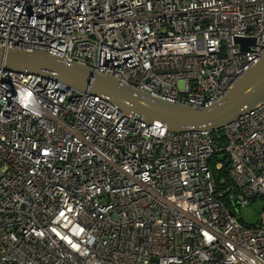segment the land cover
I'll list each match as a JSON object with an SVG mask.
<instances>
[{"label":"built area","instance_id":"obj_1","mask_svg":"<svg viewBox=\"0 0 264 264\" xmlns=\"http://www.w3.org/2000/svg\"><path fill=\"white\" fill-rule=\"evenodd\" d=\"M0 48L210 106L264 55V0H0ZM258 198L264 101L221 130L170 132L0 68V264H264V212L236 216Z\"/></svg>","mask_w":264,"mask_h":264},{"label":"water","instance_id":"obj_2","mask_svg":"<svg viewBox=\"0 0 264 264\" xmlns=\"http://www.w3.org/2000/svg\"><path fill=\"white\" fill-rule=\"evenodd\" d=\"M243 49L254 44L252 38H237ZM0 68L31 73L57 81L67 88L106 96L123 113L134 112L151 124L163 123L170 132L221 130L240 115L264 101V55L210 106L192 107L151 96L121 84L117 77L103 75L92 68L67 62L44 52L0 48Z\"/></svg>","mask_w":264,"mask_h":264},{"label":"trees","instance_id":"obj_3","mask_svg":"<svg viewBox=\"0 0 264 264\" xmlns=\"http://www.w3.org/2000/svg\"><path fill=\"white\" fill-rule=\"evenodd\" d=\"M217 162H221L220 168L216 167ZM210 168L218 188H223V185L230 183V179L228 177L229 160L225 151H220L213 154L212 160L210 161Z\"/></svg>","mask_w":264,"mask_h":264},{"label":"rangeland","instance_id":"obj_4","mask_svg":"<svg viewBox=\"0 0 264 264\" xmlns=\"http://www.w3.org/2000/svg\"><path fill=\"white\" fill-rule=\"evenodd\" d=\"M262 212H264V200L258 198L250 204L240 208L236 216L244 224H253L260 218Z\"/></svg>","mask_w":264,"mask_h":264}]
</instances>
